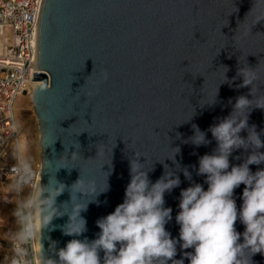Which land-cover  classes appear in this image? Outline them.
I'll use <instances>...</instances> for the list:
<instances>
[{
	"label": "water",
	"instance_id": "95a60500",
	"mask_svg": "<svg viewBox=\"0 0 264 264\" xmlns=\"http://www.w3.org/2000/svg\"><path fill=\"white\" fill-rule=\"evenodd\" d=\"M248 65L257 74L255 104L264 97V0H43L39 73L32 80L38 85L31 96L40 173L43 167L69 186L79 175L93 178L98 191L108 181L110 190L98 197L99 204H89L82 213L89 239L99 232L95 221L123 201L129 159L136 156L146 161V170L154 167L152 181L164 166L180 176V187L165 195L166 206L173 209L166 227L178 237L179 194L190 184L180 168L187 166L192 180L203 183L190 166L215 147V141L199 148L187 143L191 125L206 130L214 118L228 115L230 98L234 103L249 93V88L236 87L239 77L231 86L225 83V67L232 79L238 67ZM249 124L264 129V110L254 109ZM237 155L241 160L232 159L233 164L247 153ZM243 187L236 189L238 207ZM69 199L66 191L58 201ZM236 227L243 231L239 222ZM50 236L58 247L72 238L59 229ZM44 247H49L47 240ZM176 258H181L179 248ZM252 260L264 264L260 254Z\"/></svg>",
	"mask_w": 264,
	"mask_h": 264
},
{
	"label": "clouds",
	"instance_id": "9594fccd",
	"mask_svg": "<svg viewBox=\"0 0 264 264\" xmlns=\"http://www.w3.org/2000/svg\"><path fill=\"white\" fill-rule=\"evenodd\" d=\"M227 71L225 83L231 86L239 77L241 83L236 87L249 88V93L235 97L234 103L230 98L231 111L214 118L206 130L191 125L193 134L187 143L199 148L215 141V147L190 166L204 178L203 183L192 180L187 166L180 168L190 184L179 194V211L175 215L178 237H173L166 227L173 219V209L166 206L165 200L166 194L180 187L176 171L164 166L162 175L152 181L149 173L154 167L146 170L141 156L129 159L130 179L123 201L95 221L99 232L89 239L85 235L87 219L82 213L87 212L89 204H99L98 197L110 190L108 181L105 189L98 191L95 179L79 175L69 186L43 167L41 179L36 180L30 142L21 132L22 125L15 123L9 190L20 199L12 212L15 229L9 240L10 264H185V260L188 264H254V255L264 256V167H260L264 165V129L257 131L255 124H249L254 109L264 110V97L253 103L252 84L257 79L254 68L238 67L232 79L226 76ZM107 78L105 72L104 79ZM240 150L247 155L242 162L233 164L232 159L241 160V156H233ZM174 163L177 164L175 157ZM252 165L257 166L256 171ZM111 172L112 168L108 177ZM241 185L242 203L238 207L236 189ZM66 191L70 199L58 201ZM64 217L67 220L62 225H54L55 220ZM237 222L243 225L242 232L237 230ZM57 229L72 237L63 247L51 239L50 233ZM45 240L49 243L47 249Z\"/></svg>",
	"mask_w": 264,
	"mask_h": 264
},
{
	"label": "built area",
	"instance_id": "2783aa9c",
	"mask_svg": "<svg viewBox=\"0 0 264 264\" xmlns=\"http://www.w3.org/2000/svg\"><path fill=\"white\" fill-rule=\"evenodd\" d=\"M43 0H0V186L13 179L10 148L14 139L15 101L28 91L37 67L38 31ZM40 180V164H33ZM17 201L20 199L17 195ZM16 201V202H17ZM6 194L3 206L16 205ZM39 245H37V248ZM12 250L9 243L8 262Z\"/></svg>",
	"mask_w": 264,
	"mask_h": 264
},
{
	"label": "rangeland",
	"instance_id": "374dc122",
	"mask_svg": "<svg viewBox=\"0 0 264 264\" xmlns=\"http://www.w3.org/2000/svg\"><path fill=\"white\" fill-rule=\"evenodd\" d=\"M15 107V120L16 123L18 122L22 125L21 132L27 136L30 142V154L33 158V164H40L39 133L31 100L29 98H17ZM4 194L13 201L16 197V194L10 192L9 187L2 188L0 186V264H7L8 262L10 234L15 229V221L12 216L15 206H3L1 204L2 195Z\"/></svg>",
	"mask_w": 264,
	"mask_h": 264
},
{
	"label": "bare ground",
	"instance_id": "6f19581e",
	"mask_svg": "<svg viewBox=\"0 0 264 264\" xmlns=\"http://www.w3.org/2000/svg\"><path fill=\"white\" fill-rule=\"evenodd\" d=\"M38 83H34L31 81L30 83V86L28 88V91L27 92H24L22 93L21 95H19L18 98H22V99H25V98H29L31 100V96H32V92L33 90L35 89V87H37ZM14 109H15V113H16V107L14 106ZM20 197V196H19ZM17 194H16V197H15V200L13 201L11 198H10V201L12 203H15L17 201Z\"/></svg>",
	"mask_w": 264,
	"mask_h": 264
}]
</instances>
